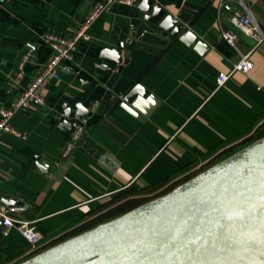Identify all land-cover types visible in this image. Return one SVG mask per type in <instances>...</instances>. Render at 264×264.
Segmentation results:
<instances>
[{
	"label": "crops",
	"instance_id": "0c3cea01",
	"mask_svg": "<svg viewBox=\"0 0 264 264\" xmlns=\"http://www.w3.org/2000/svg\"><path fill=\"white\" fill-rule=\"evenodd\" d=\"M96 1L0 0V107H11L49 61L52 50L43 35H73ZM155 1L168 15L184 19L207 51L179 39L170 42L160 28L149 34L142 0L114 3L96 20L91 41L78 44L68 70L48 85L46 105L13 117V127L28 139L0 135V202L15 203L16 214L38 221L43 235L40 252L29 254L27 240L15 228L4 234L0 222V264H22L165 196L175 188L158 192L175 179L181 178L176 186L186 183L203 173L196 167L209 163L202 167L207 170L258 140L264 126V43L231 20L249 13L264 34V0H243L244 6L226 0L221 9L220 0ZM229 29L237 50L221 35ZM105 49L121 50L127 64L120 76L141 84L155 101L141 105L143 112L136 107L141 97L132 110L136 115L125 109L124 99L112 92L117 76L97 68L117 66L99 58ZM28 50L32 57L13 84ZM248 53L249 73L235 72L218 88L219 74L230 73ZM86 101L90 115L66 117ZM81 118L87 120L85 138L63 159L70 124Z\"/></svg>",
	"mask_w": 264,
	"mask_h": 264
},
{
	"label": "water",
	"instance_id": "95a60500",
	"mask_svg": "<svg viewBox=\"0 0 264 264\" xmlns=\"http://www.w3.org/2000/svg\"><path fill=\"white\" fill-rule=\"evenodd\" d=\"M147 2V9L143 2L140 8L149 15L144 18L152 26L149 34L160 28V35L170 42L179 39L201 53L207 51L194 33L188 36L184 19L171 15L174 23L169 27L165 20L170 15L155 0ZM155 8L159 13L153 14ZM115 51L118 59L104 50L99 56L116 63L115 68L105 64H97V68L117 76L112 92L133 110L141 97L137 85H142L120 76L127 61L121 50ZM143 98H149L145 89ZM80 105L87 111L77 107L75 112L67 111L66 117L90 115V102ZM70 125L73 131V123ZM3 203L16 208L12 201ZM22 264H264V137L171 193Z\"/></svg>",
	"mask_w": 264,
	"mask_h": 264
},
{
	"label": "built area",
	"instance_id": "2783aa9c",
	"mask_svg": "<svg viewBox=\"0 0 264 264\" xmlns=\"http://www.w3.org/2000/svg\"><path fill=\"white\" fill-rule=\"evenodd\" d=\"M96 2L95 6L84 16L82 22L76 27L73 35L66 36L59 33H47L43 35V40L50 46L52 55L48 59L49 61L39 70V73L34 76L25 90L15 97L12 106L9 108L4 106L0 107V135L8 134L19 140H27L28 137L26 134L19 132L13 127V117L21 112V110L29 109L32 106L40 107L46 105L48 85L52 81H58L63 70H68L67 66L74 61V54L77 50L78 44L81 41H91L90 31L96 20L103 13L108 11L114 3L133 6L138 4L140 0H97ZM225 2L226 0H220V9L223 8ZM239 2L244 6L243 0H239ZM231 22L234 27L242 30L246 36L252 37L258 44L264 43V34L249 13L244 17L234 16L232 17ZM221 35L228 45L237 50V37L233 30H222ZM32 54L33 50H28L21 55L17 71L11 79L13 84H17L20 81L24 67L32 57ZM241 56V60L234 65L230 73L219 74L217 78L218 88L224 86L230 80L233 73L240 72L248 74L253 68L250 54L248 53L247 55ZM96 106L95 103L92 107V111L95 110ZM86 124L87 120L81 118L74 126V130L69 134L66 144L60 151V155L63 159L71 156V153L85 138ZM207 164L209 163H204L203 165L196 167L193 171L200 170ZM179 180H181V178L175 179L173 183H170L158 193L164 192L163 190L166 188L171 189ZM16 213V208L0 202V222L3 226V233L7 234V229L15 228L18 233L27 240L30 246L29 254L40 252L42 249L43 235L37 230L38 221L22 219Z\"/></svg>",
	"mask_w": 264,
	"mask_h": 264
},
{
	"label": "clouds",
	"instance_id": "9594fccd",
	"mask_svg": "<svg viewBox=\"0 0 264 264\" xmlns=\"http://www.w3.org/2000/svg\"><path fill=\"white\" fill-rule=\"evenodd\" d=\"M142 7H143V9H147V8H148V2H147V0H143ZM159 11H160L159 8H155L153 14H157V13H159ZM145 19H148V17H145ZM165 23H166L169 27H171V26L173 25L174 21H173L172 17L169 16V17L166 18ZM188 36H192V33L189 32V33H188ZM193 38H194V37H193ZM104 51H105V52H109V50H107V49H105ZM109 55H110L112 58L118 59V54L116 53L115 50H111V51L109 52ZM137 88L140 89V92H141V99L137 102L136 107H137V108H140V111L143 112V111H144V107H141V105H145V106H147V105H149V104H153L155 101L153 100V98H152L151 96H149L148 100H144V99H143V95H144V89H143V87L140 86V85H137ZM77 107H78V109H80L81 111H87V109H84L83 106L80 105V104H78ZM124 107L127 108V105H124ZM127 110H128L129 112H132V109H131V108H128ZM132 114H133V115H136V113H134V112H132Z\"/></svg>",
	"mask_w": 264,
	"mask_h": 264
},
{
	"label": "trees",
	"instance_id": "16d2710c",
	"mask_svg": "<svg viewBox=\"0 0 264 264\" xmlns=\"http://www.w3.org/2000/svg\"><path fill=\"white\" fill-rule=\"evenodd\" d=\"M263 137H264V126H263V129H262V133H260L258 139H261V138H263Z\"/></svg>",
	"mask_w": 264,
	"mask_h": 264
},
{
	"label": "rangeland",
	"instance_id": "374dc122",
	"mask_svg": "<svg viewBox=\"0 0 264 264\" xmlns=\"http://www.w3.org/2000/svg\"><path fill=\"white\" fill-rule=\"evenodd\" d=\"M203 170H205V169H202V168H201V169H200V170H198V171H200V172H204ZM196 174H198V173H196ZM196 174H195V175H196ZM175 187H177V186H176V185H175V186H173V187H172L170 190H172V189H173V188H175ZM168 192H169V191H168ZM155 197H156V196H155ZM125 198H126V197H125ZM125 205H127V204H125Z\"/></svg>",
	"mask_w": 264,
	"mask_h": 264
}]
</instances>
